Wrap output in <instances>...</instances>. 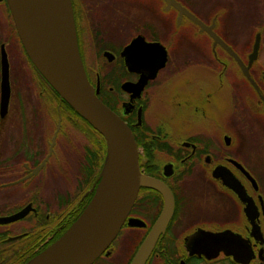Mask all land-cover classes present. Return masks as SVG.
Masks as SVG:
<instances>
[{"label":"flooded vegetation","instance_id":"flooded-vegetation-1","mask_svg":"<svg viewBox=\"0 0 264 264\" xmlns=\"http://www.w3.org/2000/svg\"><path fill=\"white\" fill-rule=\"evenodd\" d=\"M72 6L91 85L131 129L142 175L174 198L172 218L146 264H242L224 254L211 261L192 255L186 240L199 230L233 232L250 244L248 264H264V165L252 142L264 141V0H72ZM14 38L19 44L3 0L0 220L16 218L0 222V264H24L55 243L88 202L104 164L99 136L64 104L47 101L31 120L29 104L15 102ZM136 39L153 67L164 48L167 62L156 76L134 65L130 51L123 55ZM126 84H139L137 93ZM164 207L158 189L142 186L119 235L94 264H119L116 247L126 235L138 244L131 264Z\"/></svg>","mask_w":264,"mask_h":264},{"label":"water","instance_id":"water-1","mask_svg":"<svg viewBox=\"0 0 264 264\" xmlns=\"http://www.w3.org/2000/svg\"><path fill=\"white\" fill-rule=\"evenodd\" d=\"M7 2L21 43L37 72L61 99L104 137L107 146L106 161L91 201L55 243L26 264H94L119 235L141 187L152 186L163 194L165 207L131 263L146 264L172 218L174 198L165 185L142 175L139 152L131 129L99 99V90L96 91L91 85L79 53L72 0ZM139 46L140 39H136L126 47L123 55L130 51L129 57L134 65L151 68L156 76L167 62L164 48L158 45V50L160 47L162 50V60L153 67L149 64L150 59L140 52L142 49ZM6 61L5 57V102L9 97ZM136 86L139 87V84H128L125 89L129 87L127 90L137 93ZM14 218L2 219L0 222L5 223ZM186 245L192 255L204 256L210 261L218 259L221 254L231 256L242 264H248L251 260V255L244 251L250 248L249 242L231 231L199 230L187 238ZM262 254L263 251L259 257L264 263Z\"/></svg>","mask_w":264,"mask_h":264},{"label":"rangeland","instance_id":"rangeland-1","mask_svg":"<svg viewBox=\"0 0 264 264\" xmlns=\"http://www.w3.org/2000/svg\"><path fill=\"white\" fill-rule=\"evenodd\" d=\"M9 52L12 54L13 59L17 61V95L15 96V102L23 105L29 104V119H35L36 111L35 114H33L34 110L37 109L40 113V109H43L42 105H46L47 102V98L40 99L39 95V89H41L40 84L42 85L43 80L38 76L37 72H34V70L30 68L29 60L27 58L25 59V56L21 53L19 44L15 38L9 47ZM252 142L254 146L253 150H256L253 156L256 158L259 165H264V141L257 138V140H252ZM248 148L251 149V146ZM137 247L138 244L133 243L129 235H126V237L117 244L114 260L119 262V264H127L134 256ZM219 264L229 263L223 261Z\"/></svg>","mask_w":264,"mask_h":264},{"label":"trees","instance_id":"trees-1","mask_svg":"<svg viewBox=\"0 0 264 264\" xmlns=\"http://www.w3.org/2000/svg\"><path fill=\"white\" fill-rule=\"evenodd\" d=\"M19 46H20V49H21V53L25 56V59L27 58L28 60H29V66H30V68L32 69V70H34V72H37V70H36V68L34 67V65L32 64V62H31V60L28 58V56H27V54H26V51L24 50V48H23V46H22V44H21V41H20V39H19ZM38 73V72H37ZM38 76L43 80V83H44V85H43V83H42V85L40 84V87L42 86V87H48L49 89H45L46 90V93H43L42 94V96L40 95V99H42L41 97H43V98H47V101L49 102V103H62V104H64V106L66 107V109L67 110H69V111H71V113L73 114V116L74 117H76L77 119H82L85 123H87L94 131H95V133L99 136V138L100 139H98L99 141H101V142H99L98 141V146H99V149H100V151L102 152V156H101V161H103V163H105V161H106V155H107V146H106V141H105V139H104V137L98 132V131H96L93 127H92V125L87 121V120H85L79 113H77L66 101H64L63 99H61V97L59 96V94L53 89V88H51L50 86H49V84L41 77V75L38 73ZM44 87V88H45ZM71 114V115H72ZM102 158H104V160H102ZM104 165V164H103ZM103 168V167H102ZM98 169L99 170H97L96 171V186H94V188H92L93 190H92V195L89 197V200H88V202L84 205V207H83V209L81 210V212H79V214L76 216V218H75V220H74V222L76 221V219L79 217V215L82 213V211L84 210V208L86 207V205L91 201V199H92V197H93V195H94V192H95V189H96V187H97V185H98V182H99V176H100V168H99V166H98ZM94 191V192H93ZM73 222V223H74ZM72 223V224H73ZM72 224H70V227H71V225ZM69 227V228H70ZM68 228V229H69ZM67 229V230H68ZM45 248L46 247H43L42 249H39V250H35L34 252H32L30 255H29V260L27 261V262H25L24 264H26V263H28L30 260H32V259H34L37 255H39L41 252H43L44 250H45Z\"/></svg>","mask_w":264,"mask_h":264}]
</instances>
